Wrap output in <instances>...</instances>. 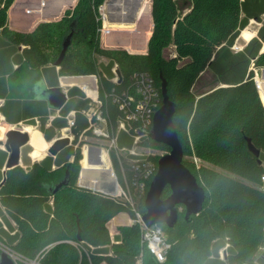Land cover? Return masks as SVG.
<instances>
[{
	"label": "trees",
	"instance_id": "obj_1",
	"mask_svg": "<svg viewBox=\"0 0 264 264\" xmlns=\"http://www.w3.org/2000/svg\"><path fill=\"white\" fill-rule=\"evenodd\" d=\"M14 1L0 0V77L9 74L13 81L22 69L42 71L48 84L55 87L58 76L79 77L77 82L85 87L95 86L93 76L97 77L101 109L109 113L114 126L120 111L112 103L113 97L128 89L132 74L147 72L153 77L161 106L165 80L168 96L176 104L173 121L184 159L188 158L185 165L205 190L206 199L198 215L186 220L181 206L172 229L160 225L171 247L166 262L159 263L141 244L138 224L119 226L112 241L108 223L121 213L131 219L135 215L122 199L78 185L81 151L77 147L67 154L73 156V162L63 166L58 155L56 160L47 157L27 168L17 166L6 171L0 203L18 231L14 236L1 232L13 249L27 258L42 254V264H224L218 257L220 250L228 246V264H254L264 249V105L250 67L264 68V0H152V33L148 1L139 34L131 38L119 32L104 35L106 45H124L132 54L101 46L100 7L106 0H78L59 21L41 23L28 33L9 27L8 11ZM25 3L33 23L44 19L33 0ZM19 11L17 7L11 13L14 22ZM254 19L261 24L256 37L242 51L233 52L241 32ZM72 30L71 45L57 72L48 66L58 60L63 41ZM171 46L175 55L165 58L164 51ZM100 57L107 58L108 64L101 63ZM183 60L187 62L181 65ZM12 63L18 65L14 72ZM116 64L121 80L115 83ZM207 71L216 74L219 83L195 94V85ZM68 94L71 98L84 95L78 88ZM0 98H7L5 91ZM75 108L74 102L68 103L64 114ZM1 111L15 124L20 120L14 122L10 114L20 117L22 106L7 99ZM38 115L30 116L29 123ZM78 122L76 136L86 128L80 118ZM65 123L56 119L53 126L61 128ZM44 133L48 140L53 138V129ZM121 134L118 144L123 147ZM31 136L33 147L45 149L40 132L34 131ZM247 139L260 150L259 157L249 150ZM143 143L170 151L151 138ZM111 158L117 179L124 185L120 163L115 154ZM67 171L69 184L53 194L55 182ZM170 194L167 187L162 197ZM137 205L144 213V199H139Z\"/></svg>",
	"mask_w": 264,
	"mask_h": 264
},
{
	"label": "built area",
	"instance_id": "obj_2",
	"mask_svg": "<svg viewBox=\"0 0 264 264\" xmlns=\"http://www.w3.org/2000/svg\"><path fill=\"white\" fill-rule=\"evenodd\" d=\"M101 9L102 6L100 7V19L103 23L101 34L104 36L109 32V29L106 26V16L101 14ZM93 101L97 104L96 110L87 114L88 128L84 134L98 137L107 142L106 148L101 149L99 157L103 161V154H105V163L103 162L102 165L108 168L114 178L115 192L112 193L113 197H118L129 205L135 215L131 219V224H138L140 227L141 244L148 249L157 262L165 263L171 246L163 229L160 225L146 227L142 220L145 212L142 213L137 208L139 199L145 201L150 183L157 172L158 159L163 156V153L152 155L151 147L143 143L150 138L149 134L155 113L161 107L160 91L149 73L136 72L132 74L128 89L113 97L112 103L120 111L115 126L109 113L101 109L102 102L98 96ZM67 121L68 128L66 129L70 130L75 126V112L69 114ZM122 132L132 139L134 146L132 149L127 150V148L119 146L118 138ZM140 148L146 149L148 152H140ZM112 154L116 155L120 163L124 185H121L117 179L111 158ZM262 180L264 181V177ZM112 229L110 224L109 231L113 241L116 231ZM2 253H6L14 264H42V254L35 258H27L18 254L13 246L0 238V255Z\"/></svg>",
	"mask_w": 264,
	"mask_h": 264
},
{
	"label": "water",
	"instance_id": "obj_3",
	"mask_svg": "<svg viewBox=\"0 0 264 264\" xmlns=\"http://www.w3.org/2000/svg\"><path fill=\"white\" fill-rule=\"evenodd\" d=\"M48 1L51 0L42 1L40 3L41 8H45ZM254 21L258 22L257 19H254ZM137 31L138 30H135L134 32ZM73 33L74 30L64 39L60 56L53 64L55 67H59L63 61L71 45ZM116 74L118 76L117 82H120L121 76L119 72L116 71ZM38 89L39 92L36 93V97L39 98L44 96L47 98L51 109L59 110L67 101L66 94L63 93L59 87L47 90L44 83L40 82L37 83L35 91ZM162 97V106L155 113L149 136L155 143L168 147L170 151L158 159L157 172L150 183L144 201L145 213L142 220L148 228L153 225H166L168 228L172 229L179 218V207H184L186 220L193 215H198L203 209L206 193L203 187L199 185L195 175L185 165L184 152L173 121L176 112V104L171 101L168 96L165 80H162ZM29 141V134L19 129L7 132L6 141H0V145H3L9 153L5 171L3 172L4 178L0 183V189L5 182L6 171L20 165L21 149L27 145ZM69 144V138L55 140L48 150L49 154L56 157ZM247 144L249 150L256 157H259L260 150L254 147L250 139H247ZM90 163L93 165H100L101 161L98 159L96 161H90ZM69 182L70 175L67 171L64 178L53 187V194L59 192L63 187L67 186ZM78 185L109 196H113L112 193L115 192V190L112 191V193L104 192L99 189L81 185L79 179ZM167 187L170 189L171 194L164 199L162 196ZM78 240L81 241L80 232L78 234ZM0 258V264H14L6 253H2Z\"/></svg>",
	"mask_w": 264,
	"mask_h": 264
},
{
	"label": "crops",
	"instance_id": "obj_4",
	"mask_svg": "<svg viewBox=\"0 0 264 264\" xmlns=\"http://www.w3.org/2000/svg\"><path fill=\"white\" fill-rule=\"evenodd\" d=\"M26 1H29V0H15L13 2V4L11 5L9 11H8L9 27L12 30L17 31V32H21V33L32 32L41 23L59 21L62 18V16L65 13V11L67 9H69V8L74 7L78 0H73V2H71L68 5H65V7L63 6L64 2H66L68 0H51V1H48L46 3L47 6L45 8H41L40 3L42 1H47V0H33L34 7L37 8L36 11L40 12L41 15H42V18H44V19L37 20V22H35V23H33L32 18H31L32 17V13H30V14L27 13L26 6H25V4H27V3H25ZM142 2H143L142 0H139V2L137 3L136 13L132 16L131 19H126L125 17L127 16V14L125 12L121 11L120 16L122 18V21H118V22H116L114 24H118V23L121 24L122 23L125 26L126 29H124L123 31H114V32H119L120 34H126L130 38L133 37V35H137V34L140 33L139 28L141 27V24H142V23H140V17H141L140 15H141V10H142L141 7H143V4H144ZM119 5H120V2L117 3V6H119ZM17 7L20 8V11H19L20 13L18 12V20L16 22H14L11 13ZM137 14H138V17H137ZM148 20H149V22L152 23V28H151V33H152L153 22H152V16H151V5H150V9H149V14H148ZM131 23H133V24H131ZM135 30H138V31L134 32ZM148 39H149V37L146 40L147 44H148ZM102 42H103V46L105 48H116V49L118 48V49L127 50V49L124 48L125 47L124 45H118V46H108V45H106L105 42H104V38H102ZM147 44H146V52H147ZM22 48L23 47H21L20 49H22ZM146 52H144L143 54H145ZM129 53H131V52H129ZM50 66L55 67L53 64L49 65L48 67H50ZM17 67H18V65L12 63V66H11L12 72H14L17 69ZM55 68H56V71L58 72L59 67H55ZM116 71L117 70L115 68H113V72L115 74V78L113 79V82H115V83L118 81V76L116 74ZM29 74H32L31 76H33L34 79L28 80V81L24 80L26 75H29ZM78 78L79 77H62V76H58L57 77L58 86H56V87L61 88L62 92L66 94L67 101H66V103L63 105V107L61 109L54 110V109L50 108L49 101H48L47 98H45L44 96H41L39 98L36 97V93L39 92V89L37 91H35V87H36L37 83L43 82L47 90L52 89V88H56L55 85L54 86H50L48 84L47 78L43 74L42 71L33 72V71L29 70V69H22V71L19 72L15 76V80H13V81H11V79L9 78V74H7V75L3 74L0 77V94L5 91L6 97H7L6 99L0 98V102L2 103V104H0V141L5 142L6 141L5 137H6L7 132H9L11 130H14L12 127H10V128H7L6 126L3 127V124H7V123L8 124H14V123L9 122L8 119H7V116L1 111V108L5 105V102H6L7 99H9L11 101H16V102L18 101V102L21 103V106H22V111H21L20 117H18L15 113L14 114H10V116L13 119L14 122H16L18 120H20L19 122H22V121H25V120H27L29 122L30 116H32L33 114H35V115L36 114H40V115H38L37 117L34 118V121L30 122L31 125L30 124L26 125V126H30L31 127V130L29 129L30 131L28 130L29 132H26V133H28L29 136H30V141H29V143L27 145L30 146L32 148V150L28 151V152H25V154H23V150L25 149V147L27 145H25L21 149V160H20V165L19 166H21L23 168H27V167L31 166L32 163L29 162V160L27 159L28 157H30L34 161L33 164L35 162L36 163H40L44 159H46L47 157H52L53 158V156H47V155L44 156L43 158H41V157H38L37 155L33 154L34 150L45 151V149H47V151H48V149L50 148V145H48V143H45V145H44L45 149H43V150L33 147L32 144H31L32 132H34V131L40 132L42 134V140L44 141V139L46 138L45 133H44L45 130L53 129V134H54L53 138L51 140H48L46 138L48 141H52L50 143H53L55 140H58L57 138L54 139L55 131L56 130L62 131L66 127H68L67 126V124H68L67 117L72 112H75V120H76V122H75V126L73 128H71L70 130L75 133L74 128L78 127V123H79L78 122V118H80V120H81V122L83 124H86V128L82 132L84 133L87 130V128H88L87 114L88 113L82 112L81 110L78 109V105H81V103L79 102L78 99H80L82 102H85L86 98H84V95H81V94H79L77 96H74V98H71V97H69V94H68L69 90H71L73 88L80 89V91L82 93H83V91L85 93L87 92L86 94L92 93V92H89L87 90V88L85 87V85L83 83L77 82ZM52 79L54 80L53 82L55 84V82H56L55 76H53ZM65 88H67V89H65ZM25 92H26L27 96L30 97V99H26V98H22L21 97L22 94H24ZM92 94H95V98H97V96H98L97 80L95 82V91ZM87 97L89 98V96H87ZM70 102H74V104L77 106V108H75V110H72V111L68 112L67 114H64V108ZM96 106H97V104H96ZM62 112H63V114H62ZM46 113L50 114L51 122L49 124V122L46 120L45 121L46 123H44V125H43V120H45L46 119L45 117H47ZM37 118L40 119V126L39 127H40L41 131H38L37 127H34L35 126V121H36ZM56 119L65 121L66 122L65 123V127L59 128V127L53 126V121L56 120ZM16 124L17 123H15L14 125H16ZM24 127L22 129L23 132H25V130H24L25 128ZM4 135H5V137H4ZM101 149L102 148H99L97 151L95 150L94 151L95 155L97 154L99 156L101 154ZM60 153L58 155H60L61 157L64 156V158H63L64 161L61 162V160H60V163H61L62 166L66 162L68 163V159L69 158L71 160H73V156H70V155L67 156V154L71 153L70 152V148L69 149H63ZM58 155L55 158H53V160H56ZM60 156H59V159H60ZM90 156H91V154L89 155V160H90ZM8 157H9V153L7 152L6 148L3 145H0V165L4 162L3 168L0 170V179H1L0 183L2 182V180L4 178L3 172L5 171V166H6V162H7ZM99 159H100V157H99ZM100 161H101V159H100ZM100 165H102V163ZM94 166H96V165H94ZM56 167H57V165L54 164L53 169H56ZM104 167H105V171L104 172L106 173V170H108V168H106L105 165H104ZM113 167H114V165H113ZM114 170H115V168H114ZM115 173H116V171H115ZM108 175H110V171L109 170H108ZM111 179H114V178L111 176ZM79 181H80V176H79ZM80 184L101 190V188H99L98 185H97V181H96V183H93V184H83L81 182H80ZM112 184H113V189L111 190V192L108 191V190L107 191L106 190H101V191L112 193V191L115 190V188H114L115 182L113 181ZM0 205H1V203H0ZM2 208H3V211H2V213L0 212V224H1V227H0V238L4 239L9 245L13 246L7 240L6 235L3 232H1V229L4 230L6 233H8V235L14 236L17 233V231H18L17 230V225L9 217V215L6 213V211H5L3 206H2ZM123 215H127V217L129 216L126 213H121V214L117 215L116 217L123 216ZM116 217H114L108 223V228H109L110 224H113V228L116 229V226L113 223L114 220L116 219ZM128 218H129L130 222H127L125 225H131L130 216ZM6 219H8V220H6ZM125 225H121V226H125ZM117 234H118V228H117L115 236H117ZM115 236H114V240H115ZM227 247L228 246H226V247H224V248H222L220 250V256L218 257L219 261L224 263V264H228L227 261H226V256H225V250H226ZM221 255H223V257H221ZM212 258H215V257L212 256ZM259 261L261 262L259 264H264V262H262L260 260V258H259ZM103 264H105V263H103Z\"/></svg>",
	"mask_w": 264,
	"mask_h": 264
},
{
	"label": "rangeland",
	"instance_id": "obj_5",
	"mask_svg": "<svg viewBox=\"0 0 264 264\" xmlns=\"http://www.w3.org/2000/svg\"><path fill=\"white\" fill-rule=\"evenodd\" d=\"M142 1H143L142 3H144L146 0H142ZM148 1H150V5H151V1L152 0H147V2L145 4V10H146V6H147ZM116 2L117 3L120 2V5L117 6ZM138 2H139V0H106L105 3L102 5L101 14H104L106 16V26H107V28L108 29H112V28H122V29H124L125 28L124 25H122V27H119V25H121V24H116L115 25L114 23H116L118 21H122V18L120 16L121 11L125 12L127 14V16L125 17L126 19H131L132 16L136 13V9H137L136 7H137V3ZM187 10L184 9L185 12ZM262 20H264V16L262 17ZM114 26H116V27H114ZM260 26H261L260 23L255 22L254 20H251L249 25L241 32L240 37L237 39L235 45L233 46V48H232L233 52L242 51L244 49V47L247 45V43L249 42V41H245L242 38V34H243L244 31H251L254 34L253 37H255L257 35L258 29L260 28ZM110 31H111L110 33L114 32V30H110ZM102 35L103 34H101V37H100V43H101V46L104 47L103 46V42H102V38H104V36H102ZM106 49H109V50H123V49H118V48L117 49L116 48H106ZM174 55H175V52H174V47L173 46L169 47L168 49H166L164 51L165 58H170V57H173ZM99 61L101 63L105 64V65L108 64V62H109V60L107 58H102V57L99 58ZM186 62H187V60H183L180 64L183 65ZM118 67L119 66L117 64L114 66V68L116 70H118ZM250 68H251L250 70L254 71L255 82H256V74H258L260 77L263 76V78H264V68H255L253 65H251ZM31 75L32 74L26 75L24 80L28 81V80L34 79L33 76H31ZM229 76L232 78L233 74L231 73ZM66 77H69V76H66ZM93 78H94L95 82L97 80V91H98V78L94 77V76H93ZM218 83L219 82H218L217 75L214 74L211 71H207L206 73H204L201 76V78L199 79V81L195 85L194 93L195 94H199V93L205 92L208 89H210L213 85H217ZM65 89H67V88H65ZM87 90L89 92L94 93L95 86H90L89 89H87ZM83 93H84V98H86L87 101L85 100V102H82L80 99H78L79 102L81 103V105H78V109L81 110L82 112H85V113H92L94 110H96V103L93 101V99H91V98H93V95L91 93L86 94L84 91H83ZM87 96H89V98ZM21 97L22 98H26V99H30V97L27 96L26 92L24 94H22ZM0 104H2V103L0 102ZM62 114H63V112H62ZM46 116L47 117H45L46 118L45 120H47L49 122V124H50L51 116H50L49 113H46ZM29 124L30 123L27 120H25V121L17 123L16 125L8 124V123L7 124H3V127L6 126L7 128L12 127L13 129L22 130L23 127L25 126L24 128H27V129L31 130L30 126H26V125H29ZM39 126H40V119L37 118L36 121H35V126L34 127H37V130L41 131ZM67 126H68V124H67ZM66 128H68V127H66ZM66 128L64 130H62V131L56 130L54 139H56V138L58 139V138H60L62 136H66V135H69L72 138L75 137V139L73 141V145L70 147V152H74L75 150H77V147L80 148V151H81L80 167H81V169H82V160L84 158V153L83 152L85 151L86 148L89 151V155L92 154V155L95 156V152H94L95 150L97 151L99 148H106V146H107V142L104 141L103 139H100V138L95 137V136H88V135L84 134L82 131L80 132V134L78 136H76L73 131L68 130ZM124 134L125 133L121 134L122 135L121 136L122 137V140H121L122 143L121 144L123 145V147L127 148V150L132 149L134 146H133V144L130 143L131 142L130 138H128V136H126V134H125V136H126V138H125ZM4 137H5V135H4ZM5 139H6V137H5ZM44 140H45L46 143H48V145L51 146L52 143H50V142H52V141H48L46 138ZM31 150H32V148L27 145L25 147V149L23 150V154H25V152H28V151H31ZM139 151L140 152H144V153L148 152V151H146V149H143V148H140ZM150 152H151L152 155H159L160 153L161 154L163 153V155H165L167 153V152H165L163 150H159V149H155V148H151ZM33 154L37 155L38 157H41V158H43L46 155L47 156H51L49 154V152L47 151V149H45V151L34 150ZM53 158H55V157H53ZM63 158H64V156H62V157L60 156L61 162L64 161ZM27 159L29 160V162H31L33 164L34 161L30 157H28ZM184 160H188V158H185ZM100 166H104V165H100ZM80 173H81V170H80ZM79 176H80V174H79ZM111 176H112V174L108 175V170H106V173L104 172V173L99 174L98 179H97V185H98L99 188H101V190H106V191L108 190V191L111 192V190L113 189V184L112 183L114 181V179H111ZM114 188H115V185H114ZM2 211H3V208L0 205V212L2 213ZM128 217H127V215L116 217V219L113 222L115 224V226H116V229L113 228L112 230L113 231H117V228L119 226L125 225L127 222H130ZM6 220H8V219H6ZM111 226L113 227V224H111ZM259 258H260V260L262 262H264V249H261L259 255L255 258V260H254L255 264L261 263L259 261ZM138 264H143V262H139Z\"/></svg>",
	"mask_w": 264,
	"mask_h": 264
},
{
	"label": "bare ground",
	"instance_id": "obj_6",
	"mask_svg": "<svg viewBox=\"0 0 264 264\" xmlns=\"http://www.w3.org/2000/svg\"><path fill=\"white\" fill-rule=\"evenodd\" d=\"M146 2H147V0L144 2L143 7L140 6L142 8L141 15H140L141 16L140 17V23L142 22V18H143L144 12H145V4H146ZM137 17H138V14H137ZM131 24H133V23H131ZM122 25L123 24L121 23V25H119V26L122 27ZM114 27H116V26H114ZM253 36H254V34L251 31H244L243 34H242V38L245 41H250ZM256 85H257V89H258L260 98L262 100V103L264 105V78H263V76L260 77L258 74H256ZM86 88L89 89V87H86ZM92 95H93L92 99H95V97H94L95 94H92ZM28 130L29 129L25 128V132H29ZM83 153H84V158L82 160V169H81V173H80V181L79 182H81L83 184L96 183L99 174L101 172L103 173L105 171V167L104 166H100V165L94 166V165H92L90 163L89 151H88L87 148L85 149V151ZM105 159H106L105 154H103V161L101 163H103V162L105 163Z\"/></svg>",
	"mask_w": 264,
	"mask_h": 264
},
{
	"label": "flooded vegetation",
	"instance_id": "obj_7",
	"mask_svg": "<svg viewBox=\"0 0 264 264\" xmlns=\"http://www.w3.org/2000/svg\"><path fill=\"white\" fill-rule=\"evenodd\" d=\"M64 138H69V139H70V144L65 148V149H69V148L73 145V141H74L75 138H72V137H70L69 135H66V136H62V137L58 138V140H59V139H64ZM98 159H99V156H98L97 154H96L95 156L91 154V156H90V161H96V160H98ZM73 160H74V158H73ZM73 160H71V159L69 158V159H68V162H73ZM62 178H63V177H60L59 180H57L55 183L57 184L59 181L62 180Z\"/></svg>",
	"mask_w": 264,
	"mask_h": 264
}]
</instances>
